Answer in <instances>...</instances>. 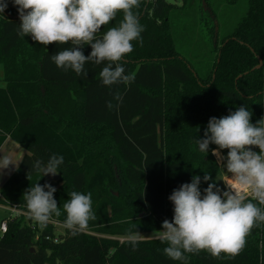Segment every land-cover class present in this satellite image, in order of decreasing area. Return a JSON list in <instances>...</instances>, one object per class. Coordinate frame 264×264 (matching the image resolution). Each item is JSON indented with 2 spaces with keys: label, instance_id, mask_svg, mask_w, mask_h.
Here are the masks:
<instances>
[{
  "label": "trees",
  "instance_id": "1",
  "mask_svg": "<svg viewBox=\"0 0 264 264\" xmlns=\"http://www.w3.org/2000/svg\"><path fill=\"white\" fill-rule=\"evenodd\" d=\"M133 11L145 28L142 43L133 41L134 50L122 58L133 79L111 87L99 77L106 64L86 63L87 76L65 72L50 57L70 45L20 37L11 0L0 14V145L9 136L26 149L0 190V204L26 206L23 194L39 174L32 165L56 155L64 158L59 181L91 192L96 217L82 231L64 226L59 233L52 222L37 226L29 214L0 218L7 225L0 264H184L164 254L160 238L134 235L161 231L174 215L168 197L194 175L201 177L202 193L216 182L222 171L211 153L216 145L205 156L193 143L203 138L211 117L245 105L253 123L264 118V65L253 68L264 59V0H140ZM173 11L182 13L187 35H193L188 41L197 36L203 43V54L176 45ZM122 18L118 13L97 35ZM83 51L89 55L91 47ZM167 92L185 96L186 110L175 115V100L171 118ZM110 187L119 188V196ZM186 255L187 264H264V224L252 229L235 257Z\"/></svg>",
  "mask_w": 264,
  "mask_h": 264
},
{
  "label": "clouds",
  "instance_id": "2",
  "mask_svg": "<svg viewBox=\"0 0 264 264\" xmlns=\"http://www.w3.org/2000/svg\"><path fill=\"white\" fill-rule=\"evenodd\" d=\"M19 16L18 35L49 46L70 45L51 55L50 59L65 72L72 70L78 76H87L85 64H106L99 77L108 87L127 84L133 77L125 74L122 58L131 53L133 41L142 43L145 28L140 23V0H11ZM9 0H0V14L8 8ZM118 13L123 18L118 26L107 29L102 36V26L115 20ZM90 46L89 55L84 47ZM116 100H122L119 93ZM111 102L108 107L112 108ZM252 111L245 105L220 118L211 117L203 138L194 145L205 156L210 150L228 174L232 183L227 190L215 181L201 192V177L194 175L189 183L174 189L168 199L173 204V218L162 222L159 238L166 242L164 254L174 261L187 264V254L207 251L214 258L239 255L246 246L253 228L264 224V118L252 122ZM227 150L223 155L222 150ZM258 149V151L254 150ZM63 156L52 155L47 163L35 161L32 167L46 175L56 176L63 163ZM17 165L11 156L0 157V169ZM212 178L207 173L204 182ZM57 189L50 183H36L23 194L31 218L46 227L53 216H60L61 209L54 197ZM63 204L66 214L64 226L69 230H84L94 220L92 193L72 191ZM255 201V203L253 202ZM135 246L136 239H132Z\"/></svg>",
  "mask_w": 264,
  "mask_h": 264
},
{
  "label": "rangeland",
  "instance_id": "3",
  "mask_svg": "<svg viewBox=\"0 0 264 264\" xmlns=\"http://www.w3.org/2000/svg\"><path fill=\"white\" fill-rule=\"evenodd\" d=\"M172 3H175L177 5H181L182 4V0H168ZM228 15V14H227ZM171 23L175 28L176 31V37L178 38L176 45L177 46H182L183 48H187L186 51L187 53H191V51L193 50V52H198L199 54H203V51L205 50L203 43L198 42V37L194 36L193 40L188 41V39L186 38V36H193V35H187V31L188 28L186 29L185 25L186 23L182 20V13H180V11L177 12H172L171 13ZM189 19V17H188ZM223 19L219 18L220 23L222 22ZM189 46V47H188ZM201 52V53H200ZM178 93V92H177ZM185 95V94H184ZM178 96V98H177ZM173 95L170 92H167V96H166V115L168 118H171V115H169L170 111H172V109H176V113H179V111H183V109H185V106H183V101H184V97L180 94ZM175 100H177L179 102V104L176 107L174 106ZM173 107V108H172ZM186 110V109H185ZM187 112H185L186 114ZM188 115V114H187ZM41 137H43L42 135H40ZM13 142H10V140H8V142L4 143V141L2 142V144L0 145V157H4V156H11L12 159L14 161H18L20 163L21 158L23 156V154L26 152L25 147L22 146L23 150L22 153H20V150L18 152V146H15L16 144H12ZM21 147V145H20ZM217 161V157L213 156ZM219 164V163H218ZM220 165V164H219ZM19 166V164H18ZM116 166V165H114ZM18 169L17 165L14 164H10L8 168L6 169H0V190L1 188L5 185V182H7V180L14 174V172H16ZM116 168H114L115 170ZM221 172L220 174H218L216 176V184L219 188H221L222 190H227L226 188V184L228 181V174L225 173V168H223V166L221 165ZM118 176V175H117ZM40 183L41 185L45 184V183H50L52 186H54L57 191L54 193V197L57 200V202L59 203V207L61 209V215L60 216H53V218L50 220V222L53 223V227H54V231L55 233H59L63 231V227H64V220H65V214L63 212V204L70 199V193L72 191H74L71 187L69 186H64L62 185V183L59 181V176L58 174L56 176H52V175H46L42 177V173L39 172V174L35 177L34 182H33V186L36 183ZM93 189H95L93 187ZM109 191H111L115 196H119L120 194V189L116 188V187H110L108 188ZM6 206H8V204H0V218L2 216L5 217L6 214H8V210H3ZM17 206V215H30L29 211L27 210L26 206ZM143 213H140L139 216H142ZM37 226H39L37 224ZM163 230V229H162ZM161 230V231H162ZM134 237H140V238H159V232H152V233H147V234H143V235H134Z\"/></svg>",
  "mask_w": 264,
  "mask_h": 264
},
{
  "label": "built area",
  "instance_id": "4",
  "mask_svg": "<svg viewBox=\"0 0 264 264\" xmlns=\"http://www.w3.org/2000/svg\"><path fill=\"white\" fill-rule=\"evenodd\" d=\"M230 183H232V181L228 177L227 184ZM6 209L8 210L7 217L17 216L18 212H17V206L15 204H8V206H6ZM6 227H7L6 221L5 220L0 221V235L6 232Z\"/></svg>",
  "mask_w": 264,
  "mask_h": 264
},
{
  "label": "crops",
  "instance_id": "5",
  "mask_svg": "<svg viewBox=\"0 0 264 264\" xmlns=\"http://www.w3.org/2000/svg\"><path fill=\"white\" fill-rule=\"evenodd\" d=\"M8 140H10V142H13L12 144H16L15 146H18L17 148H18V152H19V150H20V153H22V150H23V148H22V146L20 147V144L19 143H17L16 141H14L13 139H11L9 136H7L5 139H4V143H6V142H8ZM1 207H3V210L5 211V210H7L6 209V207L4 208V206H1ZM7 216V214L5 215V217ZM4 217V216H3ZM1 218H2V216H1Z\"/></svg>",
  "mask_w": 264,
  "mask_h": 264
},
{
  "label": "water",
  "instance_id": "6",
  "mask_svg": "<svg viewBox=\"0 0 264 264\" xmlns=\"http://www.w3.org/2000/svg\"><path fill=\"white\" fill-rule=\"evenodd\" d=\"M216 29H217V28H216ZM257 59H258V63H257V65H256L255 67H253V68H260V67H262V66L264 65V59H262V58H260V57H258ZM239 76H241V75H239Z\"/></svg>",
  "mask_w": 264,
  "mask_h": 264
}]
</instances>
